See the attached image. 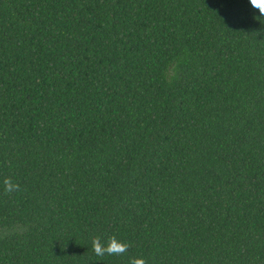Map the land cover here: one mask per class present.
<instances>
[{"label":"trees","instance_id":"16d2710c","mask_svg":"<svg viewBox=\"0 0 264 264\" xmlns=\"http://www.w3.org/2000/svg\"><path fill=\"white\" fill-rule=\"evenodd\" d=\"M97 236L130 248L98 257ZM134 257L264 264V16L0 0V264Z\"/></svg>","mask_w":264,"mask_h":264},{"label":"clouds","instance_id":"9594fccd","mask_svg":"<svg viewBox=\"0 0 264 264\" xmlns=\"http://www.w3.org/2000/svg\"><path fill=\"white\" fill-rule=\"evenodd\" d=\"M250 5L253 9L257 10L260 16H264V0H249ZM4 185V194L10 195L14 192L20 191V185L13 182V180L8 177L3 180ZM130 248V244L118 240L115 236H112L107 241V244L103 243L100 237H93L92 240V249L96 256H123L125 255ZM129 264H147V261L142 258H132L129 261Z\"/></svg>","mask_w":264,"mask_h":264}]
</instances>
